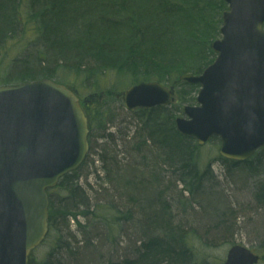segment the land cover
<instances>
[{"label":"trees","instance_id":"obj_1","mask_svg":"<svg viewBox=\"0 0 264 264\" xmlns=\"http://www.w3.org/2000/svg\"><path fill=\"white\" fill-rule=\"evenodd\" d=\"M225 9L223 0H0V47L28 23L34 26L25 53L12 59L1 84L49 78L77 93L80 80L97 92L101 78L120 73L175 86L169 106L114 113L104 98L113 91L83 105L90 154L103 174L94 184L85 174L79 184L83 162L48 190L45 241L51 250L38 264H223L195 249L194 228L185 229L181 219L172 223L161 208L170 199L187 216L199 197L209 202L218 184L208 164L197 163L200 146L177 131L174 119L198 90L179 76L198 75L213 61L210 43L219 37ZM217 161L228 175L250 183L249 196L264 214V148L242 162L219 155ZM220 210L206 205L200 220L218 221ZM89 215L88 225L79 221ZM127 229H135L133 242L121 247Z\"/></svg>","mask_w":264,"mask_h":264},{"label":"water","instance_id":"obj_2","mask_svg":"<svg viewBox=\"0 0 264 264\" xmlns=\"http://www.w3.org/2000/svg\"><path fill=\"white\" fill-rule=\"evenodd\" d=\"M214 61L199 75L197 106L184 108L177 130L199 145L219 139V154L244 161L264 148V0H224ZM174 87L158 82L129 87L126 109L168 105ZM86 97L83 102H86ZM88 121L79 98L49 79L0 86V264H37L32 252L48 232L47 190L76 170L88 153ZM233 245L224 264H256Z\"/></svg>","mask_w":264,"mask_h":264},{"label":"rangeland","instance_id":"obj_3","mask_svg":"<svg viewBox=\"0 0 264 264\" xmlns=\"http://www.w3.org/2000/svg\"><path fill=\"white\" fill-rule=\"evenodd\" d=\"M33 32L34 26L31 23H28L25 30H23V33L19 32L16 36L8 39L1 45L0 83L5 82L6 70L10 63L13 62L12 59L22 56L25 53L26 43L33 37ZM99 83L98 91H104V96L109 93L111 94L113 91L111 98H109L108 95L104 97L107 99L105 103L107 107L115 111L114 113L128 112L125 109L122 100L117 99L118 97L115 98L114 94L123 91L130 84L134 83L132 76L128 74L124 75L120 73H111L108 76L101 78ZM74 86L77 93L81 97H84L92 92L91 89L87 88L85 84L80 82V80L79 84ZM120 105H123L125 111L116 109ZM120 121V126H124L125 122H128V117H125ZM108 131L113 133L115 137L118 136L117 129L115 127L109 128ZM218 150V143L216 141L209 140L199 147L198 155H200V159H197V163L201 167H205V165L208 164V167L210 168L209 170L213 173L216 181L218 182L213 191V195L209 198V202H207L208 198H204L203 209H206V205H210L215 208L220 206V213L223 217L220 216V220L218 221H214V219L200 220L204 210L202 209V211L198 207L187 208L188 215L184 216V213H181L179 205L175 204L173 200L171 201L170 199H166V207L161 208L163 210L161 213L169 212L173 217L171 219L172 223H177L180 219L186 221L183 224L185 229L194 228V232L196 234L193 239L194 248L203 251L209 259L223 262L226 251L231 244L243 245L260 256L261 253H264L263 210H258L254 205L252 198L249 196L248 189L250 187V183H242V178H240L238 174L228 175L226 173V168L220 163V161H217ZM84 162L85 163L81 167V173L83 175L79 184H84V175L89 173L87 181L94 184V177H97V175L101 177L102 175L101 163L94 152L90 154V150ZM203 185L210 186L208 183H204ZM213 187L210 188L212 189ZM172 190L174 189L172 188ZM178 197L179 196L177 195V198ZM80 219L81 220L79 221L82 224L88 225L91 215H89L86 221H84L81 217ZM203 224L206 227H202L201 225ZM223 226L225 228L227 227V231H222L221 227ZM72 228H75V225H73ZM132 230L135 232V229ZM132 230L127 229L126 231H128V233L125 231L120 234L119 240L121 239V247L132 244L133 239L129 236V234H133ZM136 235L138 236V233H136ZM50 250L51 246L48 245V242L44 241L42 245L36 249L32 256L38 263H40L45 261ZM257 264H264V260L260 259Z\"/></svg>","mask_w":264,"mask_h":264},{"label":"bare ground","instance_id":"obj_4","mask_svg":"<svg viewBox=\"0 0 264 264\" xmlns=\"http://www.w3.org/2000/svg\"><path fill=\"white\" fill-rule=\"evenodd\" d=\"M204 70V69H203ZM182 75H195V74H192V73H183V74H181L179 77H181ZM150 82H157L156 80H149V81H143V80H136V81H134V83H132V84H130L129 86H134V85H138V84H140V83H150ZM197 93H198V91L196 92V94H195V96H194V102L192 103V104H184L183 106H182V112H180L178 115H176V117H175V119H174V122H175V120L177 119V118H179V117H185V118H187L185 115H184V108L185 107H187V106H197L198 105V103L196 102V97H197ZM132 110H135V109H131V110H127V111H132ZM129 118V117H128ZM125 122V121H124ZM133 123V122H132ZM130 124L131 125V128L133 127V125L134 124ZM132 132V130L130 131V133ZM209 184V183H208ZM215 184H211L209 187H213ZM252 201H253V203H254V205L255 206H261L260 205V203H259V201L257 200H253L252 199ZM201 206H203V200H201L200 199V197H199V203H197V204H193V207H198V208H200V210H202V208H201Z\"/></svg>","mask_w":264,"mask_h":264}]
</instances>
